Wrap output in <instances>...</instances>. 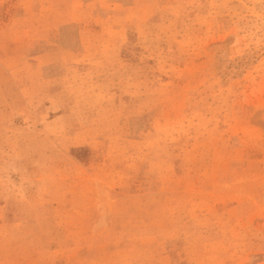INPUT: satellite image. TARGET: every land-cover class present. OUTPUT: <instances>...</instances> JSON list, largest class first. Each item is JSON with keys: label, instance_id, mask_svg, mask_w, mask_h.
I'll return each mask as SVG.
<instances>
[{"label": "rangeland", "instance_id": "rangeland-1", "mask_svg": "<svg viewBox=\"0 0 264 264\" xmlns=\"http://www.w3.org/2000/svg\"><path fill=\"white\" fill-rule=\"evenodd\" d=\"M0 264H264V0H0Z\"/></svg>", "mask_w": 264, "mask_h": 264}]
</instances>
